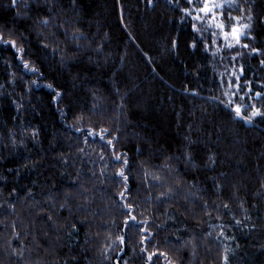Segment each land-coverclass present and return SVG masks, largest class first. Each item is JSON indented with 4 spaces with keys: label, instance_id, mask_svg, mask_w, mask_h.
<instances>
[{
    "label": "trees",
    "instance_id": "16d2710c",
    "mask_svg": "<svg viewBox=\"0 0 264 264\" xmlns=\"http://www.w3.org/2000/svg\"><path fill=\"white\" fill-rule=\"evenodd\" d=\"M234 1L216 55L188 0H0V264H264V116L231 110L264 109V0Z\"/></svg>",
    "mask_w": 264,
    "mask_h": 264
},
{
    "label": "snow or ice",
    "instance_id": "6c2138e0",
    "mask_svg": "<svg viewBox=\"0 0 264 264\" xmlns=\"http://www.w3.org/2000/svg\"><path fill=\"white\" fill-rule=\"evenodd\" d=\"M149 2H151V0H149ZM229 2H231V0H229ZM16 3H17V0H12L13 5H15ZM188 3L193 5V9L189 10L186 8L183 11L189 16L192 15V11H195L196 12L195 19H198V20L202 18L200 15L201 13H203L205 16H208L209 14L214 13L217 8L223 7V5H217L215 3V0H203L202 6H200L201 0H188ZM221 15H223V13H221ZM213 19H215L214 16H213ZM230 19H235V21H236V23L230 25V28H231L230 32L225 30L226 27H229V25H225V23H223V22L217 24V27L220 29L225 41H228L229 38H231L232 40L235 41L236 44H239L240 40H241V36L247 35V32L245 30L250 28V25L249 24H241L240 23V20H241L240 17L230 18ZM249 19H251V17H249ZM43 23L47 24L48 21L45 20V21H43ZM193 27H195V26H193ZM0 39H2V37H0ZM11 44L13 47H15L14 41H12ZM227 46L232 47L233 45L231 43H229ZM192 47H196L195 43H193ZM243 47L248 48L249 45L244 44ZM251 51L253 53H259L260 52V50L256 49V48L251 49ZM261 64L264 65V60H261ZM25 67H27V64H25ZM241 72H243V69H241ZM236 79L239 80L240 77L237 76ZM229 86L230 87L232 86L231 81L229 82ZM49 87H51V85H49ZM235 87H236V90L239 91L240 85L236 84ZM249 92H251L250 88H249ZM235 94L236 93H232V95H235ZM225 95H228V93H225ZM262 95H264V93H262L261 91L255 92V97H257V98H260ZM241 99H243V97H241ZM228 103L231 105V104H233V101L229 100ZM246 108H247V105L242 106L241 104H235L231 110L235 113L236 117L241 118V119L245 120L246 122H250L252 117L264 116V112H261V110L259 108H255L254 105H253L254 110L252 111L251 116H246V115H244V111ZM108 143L111 144V141H108ZM188 158H189V160H191L192 159L191 155H189ZM117 159H119V157H117ZM124 163L127 164V160H125ZM119 175L121 177H123L125 180H127V176L124 175L123 170L120 171ZM121 196H123V193H121ZM62 207H63V205H62ZM129 207H131V206L129 205ZM225 207H227V205H225ZM129 220L134 222L135 217L134 216L129 217ZM145 231H147V229H145ZM120 239L123 242V237H121ZM148 239L149 238L147 236L144 237L145 241H147ZM142 250H146V249H142ZM157 255L165 256V257L167 256L166 253H159L158 254L156 252H153L149 255L148 259L151 260L153 256H157ZM224 259H225V261H227V257H225ZM168 264H171V261H169Z\"/></svg>",
    "mask_w": 264,
    "mask_h": 264
},
{
    "label": "rangeland",
    "instance_id": "374dc122",
    "mask_svg": "<svg viewBox=\"0 0 264 264\" xmlns=\"http://www.w3.org/2000/svg\"><path fill=\"white\" fill-rule=\"evenodd\" d=\"M215 3L217 5H223V7L217 8L214 13L209 14L208 16H205L203 13H201L200 15L202 18L199 20L195 19L196 12L192 11V17H193V20L196 22V26H197L198 30L201 32L202 36H204L203 33L205 32L204 34L211 38V47L213 48V53L218 55V54H221L226 48H231V47H228L227 45L229 43L234 45L235 41L232 40L231 38H229L228 41H225L220 29L217 27V24L223 22V23H225V25H229V27H226V29H225L229 32L231 31L230 25L236 23L235 19H230V18L240 17L241 18V20H240L241 24H249L250 28L245 30L247 32V35H242L240 42H242L244 39L249 37V35L252 32V28H251V24L249 22V17L247 18V17H245V15L239 16V15H235L233 13L235 10H237L236 9L237 4L234 0H231V2H229V0H215ZM202 4H203V0H201L200 6H202ZM192 9H193V5L191 4V7L189 10H192ZM221 13H223V15H221ZM213 16L215 17V19H213ZM209 48H210V46H209ZM228 72L229 71L227 70V72L225 71L224 74H228ZM230 72L232 75L228 76L227 80H228V82L231 81V84H232L233 77L234 76L241 77V73H237L234 69L230 70ZM226 89L227 90L225 91V93H228V95H225V93H224V97H225L226 104L229 105L228 101L232 100V97L235 96V95H232V93H237V90H236V87L234 85H232L231 87L228 86ZM260 99H261V97H260ZM254 103H257V102H254ZM261 103H264V97H263ZM257 104H255V106ZM256 108H259V107H256ZM260 110H261V112H264L263 108H261ZM251 113H252V111L246 116H251ZM253 118L254 117L251 118V121Z\"/></svg>",
    "mask_w": 264,
    "mask_h": 264
}]
</instances>
